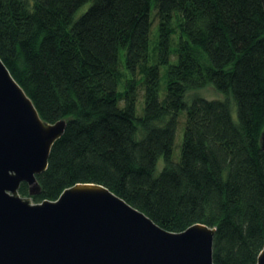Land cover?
Segmentation results:
<instances>
[{"label": "trees", "instance_id": "trees-1", "mask_svg": "<svg viewBox=\"0 0 264 264\" xmlns=\"http://www.w3.org/2000/svg\"><path fill=\"white\" fill-rule=\"evenodd\" d=\"M0 59L43 121H66L36 176L33 202L55 200L77 182L101 184L168 231L214 227L213 264L257 263L264 247L261 0H0ZM206 86L226 97L187 102L189 90ZM19 193L28 195L26 183Z\"/></svg>", "mask_w": 264, "mask_h": 264}, {"label": "water", "instance_id": "water-1", "mask_svg": "<svg viewBox=\"0 0 264 264\" xmlns=\"http://www.w3.org/2000/svg\"><path fill=\"white\" fill-rule=\"evenodd\" d=\"M65 126L40 118L0 59V264H213L214 227L168 231L101 184L77 182L33 202L36 176ZM260 147L264 154V128Z\"/></svg>", "mask_w": 264, "mask_h": 264}, {"label": "rangeland", "instance_id": "rangeland-1", "mask_svg": "<svg viewBox=\"0 0 264 264\" xmlns=\"http://www.w3.org/2000/svg\"><path fill=\"white\" fill-rule=\"evenodd\" d=\"M90 2L91 1H88L82 7H80L78 9V11L76 12L75 17H78L88 7ZM151 25H152L151 26V33H152L151 37L153 36V38H154L155 28H156L155 19L152 21ZM174 42H177V40H175ZM172 44H173V42H172ZM120 59H123L122 54H120ZM176 59H177L176 55L171 54V56L169 58V63L170 64L175 63ZM166 69H167V64L161 65L159 67V73L161 76V78H160L161 79L160 80L161 88H164V86H165L164 74H165ZM194 95L195 96H201V97H204L206 99H223L226 97L224 94L214 90L211 86H206V87L199 88V89L189 90L186 94V99H187L188 103L190 102V98ZM141 102H142V90L140 88V89H138V104H139V106H141ZM136 109L139 113L140 108H138V105H136ZM232 112L235 113V107L232 108ZM184 116H185V113H184V111H182L180 113V116L178 119V124H177L176 131H175L174 145H173V159L174 160H176L179 157V153H180V147L182 144V137H183L184 119H185ZM162 165H163V160H162V158H159L158 162H157V170L158 171L160 170Z\"/></svg>", "mask_w": 264, "mask_h": 264}]
</instances>
